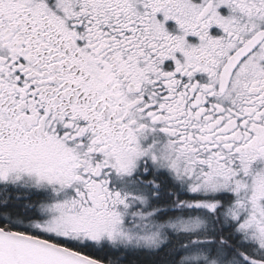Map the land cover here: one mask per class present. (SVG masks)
Wrapping results in <instances>:
<instances>
[{
    "label": "snow or ice",
    "instance_id": "obj_1",
    "mask_svg": "<svg viewBox=\"0 0 264 264\" xmlns=\"http://www.w3.org/2000/svg\"><path fill=\"white\" fill-rule=\"evenodd\" d=\"M0 264H264V0H0Z\"/></svg>",
    "mask_w": 264,
    "mask_h": 264
}]
</instances>
